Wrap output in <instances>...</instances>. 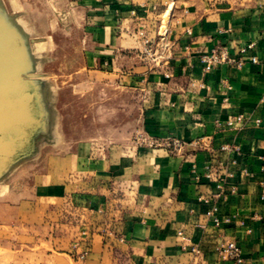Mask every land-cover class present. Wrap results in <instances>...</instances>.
<instances>
[{"label":"crops","instance_id":"crops-1","mask_svg":"<svg viewBox=\"0 0 264 264\" xmlns=\"http://www.w3.org/2000/svg\"><path fill=\"white\" fill-rule=\"evenodd\" d=\"M81 2L88 14L99 13L97 20L89 16L97 32L88 39L95 46L86 52L87 65L121 73L143 91L151 134L185 141L211 136L214 151L186 145L178 152H133L129 161H93L79 151L56 157L53 181L41 184L50 192L38 196L35 208L27 201L18 208L19 242L10 240L14 254L6 264H237L219 251L229 241L241 248L239 264H264V69L223 63L205 75L200 60L217 44L236 56L239 45L255 41L252 52L262 54L264 0ZM144 21L156 63L141 56L136 31ZM223 79L233 88L222 86ZM239 113L247 122L225 126ZM224 144L240 149L221 150ZM209 162L212 179L205 176ZM57 172L62 180L54 179ZM5 206L0 220L11 221L17 209ZM214 206L220 225L208 215ZM76 243L77 251L87 250L83 260L75 256Z\"/></svg>","mask_w":264,"mask_h":264},{"label":"rangeland","instance_id":"rangeland-1","mask_svg":"<svg viewBox=\"0 0 264 264\" xmlns=\"http://www.w3.org/2000/svg\"><path fill=\"white\" fill-rule=\"evenodd\" d=\"M98 14H88L81 0H0V212L4 203L17 209L15 220H0V264L14 254L10 240L19 242L21 203L35 208L50 192L41 184L53 181L56 157L79 151L93 161H129L133 152L181 148H173L177 138L150 133L143 91L121 73L87 65L95 46L88 39L97 32L89 16Z\"/></svg>","mask_w":264,"mask_h":264},{"label":"built area","instance_id":"built-area-1","mask_svg":"<svg viewBox=\"0 0 264 264\" xmlns=\"http://www.w3.org/2000/svg\"><path fill=\"white\" fill-rule=\"evenodd\" d=\"M262 6L264 8V3L262 4ZM152 8L156 9L157 8L156 4H154ZM166 31H167V28H164V32ZM187 32L191 34L190 30H188ZM136 35L142 46V48L140 49V52H141V56L143 60L149 64L153 62L156 63L157 55H158L156 51V44H155L154 39L150 37L149 35V32L147 30V24L145 21L142 23L141 27L136 31ZM255 46H256L255 41H250L246 44L239 45L237 55L233 56L231 55L229 48L227 46L222 45V44H217L210 51L204 52L200 56V60L203 64V69H202L203 73L207 75L211 73L218 65L223 64V63L231 64L237 68H243L247 63H252L255 65H259L264 69V52L262 54L253 53L252 50L255 48ZM167 76H170V75L167 73ZM198 83H199L198 81L193 80L191 84L196 85ZM199 84L206 87V84L204 81H201ZM222 86H224L227 90H230L233 88L232 84L230 83L228 79L222 80ZM228 99L229 98L226 97L225 101H228ZM262 100L264 101V95L262 96ZM247 120L248 119L245 114L239 113L233 117L228 118L224 124L227 127H235V126L244 124L245 122H247ZM255 122L259 124L261 123V119L258 118L255 120ZM173 144H174V147H173L174 149H178L179 147L189 145L195 148H204V149L213 150L211 136H202V137H199V138H196L190 141L189 143H182L181 140L175 139ZM169 146H172V144H170ZM220 149L221 150H230V149L239 150L240 148L238 145L224 144L220 147ZM205 169H206L205 176L209 179H212L215 173L214 163L209 162L205 166ZM262 170L264 171V165L262 167ZM227 175L232 177L234 174L232 172L231 173L228 172ZM217 210L218 208L216 206L212 207L208 211V215L213 217L216 225H220L221 220L217 216ZM79 246L80 245L78 243L74 245V249H75L74 253L77 258L83 260L86 258L87 250L83 249L82 251H77L79 249ZM193 250L195 252H199L197 247H194ZM219 251L222 253V255L225 258L233 259L237 264L241 263L243 260L241 248L235 241H229V242L223 243L219 247Z\"/></svg>","mask_w":264,"mask_h":264},{"label":"water","instance_id":"water-1","mask_svg":"<svg viewBox=\"0 0 264 264\" xmlns=\"http://www.w3.org/2000/svg\"><path fill=\"white\" fill-rule=\"evenodd\" d=\"M3 146H4V149H5L7 154H11L13 152V150L10 149V142L9 141H5ZM6 155H4V156H6Z\"/></svg>","mask_w":264,"mask_h":264},{"label":"bare ground","instance_id":"bare-ground-1","mask_svg":"<svg viewBox=\"0 0 264 264\" xmlns=\"http://www.w3.org/2000/svg\"><path fill=\"white\" fill-rule=\"evenodd\" d=\"M164 28V27H163Z\"/></svg>","mask_w":264,"mask_h":264}]
</instances>
